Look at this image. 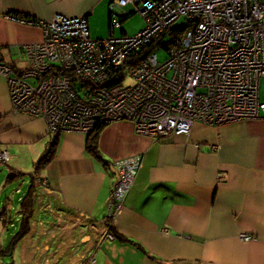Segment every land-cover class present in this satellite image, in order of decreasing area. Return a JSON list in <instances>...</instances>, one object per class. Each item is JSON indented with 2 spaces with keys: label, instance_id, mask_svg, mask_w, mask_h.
<instances>
[{
  "label": "crops",
  "instance_id": "1",
  "mask_svg": "<svg viewBox=\"0 0 264 264\" xmlns=\"http://www.w3.org/2000/svg\"><path fill=\"white\" fill-rule=\"evenodd\" d=\"M114 2L0 0V58L11 63L18 49L41 42L42 31L20 18L48 12L85 16L92 37L108 38L103 22L108 18L110 26L124 10L111 8ZM87 138L61 133L52 161L38 175L31 228L0 264H264V118L196 122L187 135L158 139L137 134L129 121L113 122L99 136L101 159L88 152ZM0 141L14 170L36 164L50 142L43 119L12 112L1 74ZM137 155L142 168L117 218L108 221L113 164ZM19 207L5 203L1 220L12 219L14 209L19 214ZM18 228L8 241L0 233V247Z\"/></svg>",
  "mask_w": 264,
  "mask_h": 264
},
{
  "label": "built area",
  "instance_id": "2",
  "mask_svg": "<svg viewBox=\"0 0 264 264\" xmlns=\"http://www.w3.org/2000/svg\"><path fill=\"white\" fill-rule=\"evenodd\" d=\"M129 5L146 22L134 36L93 38L85 16L21 19L43 39L18 49L16 61L0 58L12 112L43 119L49 133L89 135L99 124L129 121L155 139L187 135L196 122L264 118V0H115L111 8ZM122 28L113 19L112 32ZM159 51L167 54L163 62ZM10 161L0 141V166ZM142 165L141 155L113 164L108 221L124 207Z\"/></svg>",
  "mask_w": 264,
  "mask_h": 264
},
{
  "label": "rangeland",
  "instance_id": "3",
  "mask_svg": "<svg viewBox=\"0 0 264 264\" xmlns=\"http://www.w3.org/2000/svg\"><path fill=\"white\" fill-rule=\"evenodd\" d=\"M124 10L126 11L127 15H131L128 17V19L124 20V18L120 16H116V18L120 21H124L123 23V29L125 30V33L128 36H134L139 31H141L145 25V19L144 17L136 11L135 6L129 5L127 7H124ZM109 14V13H108ZM103 28H104V34H107L106 37H109V34L112 33L114 36H122L121 30H116L115 32H112L111 26H109V20L107 18L106 24L103 22ZM182 20L178 21L175 26L182 25ZM94 38V37H93ZM158 57L161 62L167 59L166 52L159 51ZM132 81L131 76H128L124 83L128 84ZM260 91H261V99L264 101V78L261 79L260 84ZM47 124V123H46ZM22 170H14L11 169V165H3L0 166V207H3V205L6 203L11 209L12 207H18L20 204V198L24 197L25 193L27 192L30 180L35 174V168L36 164L33 162L31 163H24L21 165ZM18 171V176L12 180H8V175L11 172ZM40 174V173H39ZM14 210L11 211L10 217L13 220L12 223H8L7 226H4L3 216L0 215V233L7 241L10 239L11 235L15 233L16 227L18 226L19 219H16V216L18 217V213ZM19 208H17L18 210ZM6 242V240L2 239L1 244Z\"/></svg>",
  "mask_w": 264,
  "mask_h": 264
},
{
  "label": "trees",
  "instance_id": "4",
  "mask_svg": "<svg viewBox=\"0 0 264 264\" xmlns=\"http://www.w3.org/2000/svg\"><path fill=\"white\" fill-rule=\"evenodd\" d=\"M15 17H18V15L14 14ZM131 16V15H130ZM129 15L124 16V20L128 19L130 17ZM22 19V18H20ZM123 24L124 21H121ZM112 25V22L110 26ZM123 33L125 34L124 29ZM153 47H155L153 45ZM107 124H99L98 127L92 132L91 134L88 135L87 138V150L89 153L97 157L98 159H101L100 156V151L98 148V142H99V136L101 133V130L106 126ZM50 134V142H49V147L48 149L44 152V154L40 157V159L36 163V168H35V174L31 178V182L29 185V188L23 197L20 207H19V215L21 216L20 222H19V228L12 240L10 241L9 245L5 247H0V256H10L12 255L13 251L15 250L19 240L26 235L30 228H31V220L32 217L34 216L35 212V203L37 199V194H38V188H39V182L37 181L39 172L44 169L53 159L56 151V147L59 143V137L61 133H49ZM18 176V175H17ZM16 176V177H17ZM15 177V178H16ZM9 179V181L14 180ZM10 219V218H9ZM8 218L4 219L3 222H5L7 225L8 223H12V220H9Z\"/></svg>",
  "mask_w": 264,
  "mask_h": 264
},
{
  "label": "water",
  "instance_id": "5",
  "mask_svg": "<svg viewBox=\"0 0 264 264\" xmlns=\"http://www.w3.org/2000/svg\"><path fill=\"white\" fill-rule=\"evenodd\" d=\"M120 17H122V15H120ZM114 173H115V175L117 176V172H116V170H114ZM16 177V173H13V172H11L9 175H8V178L9 179H13V178H15Z\"/></svg>",
  "mask_w": 264,
  "mask_h": 264
}]
</instances>
